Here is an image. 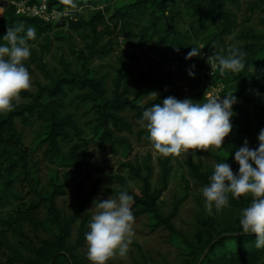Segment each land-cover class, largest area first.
Returning <instances> with one entry per match:
<instances>
[{
	"label": "trees",
	"instance_id": "trees-1",
	"mask_svg": "<svg viewBox=\"0 0 264 264\" xmlns=\"http://www.w3.org/2000/svg\"><path fill=\"white\" fill-rule=\"evenodd\" d=\"M34 5L39 0H27ZM114 0H76L77 8L66 17L46 22L37 17L16 14L14 6L5 8L0 18V38L9 27L24 24L36 29L35 46L44 41L40 55L31 49V56L25 66L32 74L31 66L40 71L46 82L36 83L34 91L21 93L24 103L16 105L11 112L0 114V209L14 206L15 210L5 215L0 214V228L9 231L13 237L24 240L23 245L28 256L19 252L12 253V262L21 264H85L79 251L85 246V233L88 231L89 217L82 218L88 208L93 207L91 197L95 193H83L84 185L91 182L93 176L101 171L95 163L98 154L125 157L132 153L130 142L120 136L122 133L133 135L138 140L148 138L146 128L138 121L142 112L158 101L146 105L142 101L149 95L159 94L160 85L167 81L154 80L150 72L139 71L134 78L130 63L122 56L117 61L111 81V92L107 89L109 75L94 72L91 63L94 59L107 56L113 52V37H121L126 44L141 48L145 53L157 54L161 58H170L173 73L184 76L191 69L197 76L201 71H208L209 64L201 57L186 60L191 46L203 45V53L210 57L228 55L231 48L230 38L238 30L235 15L227 6L240 7L239 0H131V2L113 6ZM106 4L109 11L105 14L99 5ZM48 9L63 12L66 6L63 0H47ZM84 6L92 7L87 17L79 13ZM251 13L255 11L264 15V0H252L249 5ZM189 20V23L187 21ZM103 21V25L100 22ZM264 27V19L261 21ZM67 28L80 37L83 49L72 48L74 63L79 67L73 69L72 63L61 59L59 72L46 69L44 54L48 53L49 35ZM107 39L105 43H102ZM237 41L244 46H237L246 53L244 68L237 73L221 74L218 67L214 72V82L221 81L224 89L221 93L233 94L236 103L231 122L233 131L223 141L219 151L223 155L214 156L216 163L230 164L234 172L238 165L233 161L234 151L242 146L246 139L249 147L256 148V133L264 128V104H254V115L249 109L253 103L264 101V32L248 28L240 31ZM0 39V44H6ZM133 60V57H129ZM194 65V69L191 66ZM191 89L196 91L192 100L201 102L205 91L200 89L201 81H191ZM75 94L74 99L82 104H89L92 113L90 135L95 139L97 151H89L85 132L74 118L64 113V101L68 95ZM166 98L165 95H160ZM132 113L131 120L141 128L135 133L131 120L125 116ZM17 123L24 127L38 126L35 136V149L41 153L42 160L53 168V177L46 188H41L38 165L29 161V152L24 148L22 134ZM62 142H68V151H63ZM199 155L211 156L203 150H196ZM170 156L158 159L160 172L159 186L152 189L150 180L152 169L148 160L142 167L125 164L130 177L140 186L132 190L126 179L111 177L121 190L133 196V214L136 219L142 216L150 218V231L163 229L168 232L177 248L181 251L185 264H264V249L255 247L254 234H245L239 224L225 221L219 216L202 218L197 223L193 239L185 237L173 226L181 205L188 197V184L181 178L184 195L173 203L169 215L164 216L159 209V201L168 188L171 169ZM188 171L194 180L206 186L213 171L188 164ZM27 183V184H26ZM74 185L72 190L73 206L71 213L65 216L57 207V199L65 196V189ZM31 195L28 205H24L23 187ZM118 195V194H117ZM250 198L229 196V206L239 213L249 206ZM43 212V216H41ZM78 223L74 242L71 244L72 230ZM31 232L32 239L24 234L25 228ZM42 232L43 236H37ZM7 234L0 233V248L10 250Z\"/></svg>",
	"mask_w": 264,
	"mask_h": 264
},
{
	"label": "rangeland",
	"instance_id": "rangeland-1",
	"mask_svg": "<svg viewBox=\"0 0 264 264\" xmlns=\"http://www.w3.org/2000/svg\"><path fill=\"white\" fill-rule=\"evenodd\" d=\"M103 1V0H98ZM131 2V0H114L111 1V5L119 6ZM240 7L236 8L234 6H227V8L235 15V19L238 25V30L230 38L229 44L231 47L244 46V42L237 41V37L240 31H244L248 28L255 30L256 32H264V27L261 25V21L264 19V15L259 11L251 13L249 10V5L252 0H239ZM101 3V2H100ZM106 4L99 5L98 9H102L106 14L109 9L106 8ZM0 18L3 16L4 9L0 4ZM65 11V10H64ZM92 11V7L84 6L79 9V13L87 17ZM71 12V11H70ZM68 14H65L66 17ZM189 23V20L187 21ZM103 25V21L100 22ZM48 53L44 54V60L46 69L49 72H59L60 66L59 62L61 59L66 60L73 65V69L77 70L79 67L74 63V55L71 52L72 48L83 49V42L80 37L77 36L72 31L67 28L55 31L49 36ZM107 39H104L102 43H105ZM112 43L113 52L107 56L94 59L91 63V67L94 72L99 75H109L107 80L108 92H111V81L114 75V69L117 68V61L120 57L125 56V61L130 63V70L133 72L134 78L139 71L150 72V76L154 80H162L167 76V81L160 85V93L149 95L146 99L142 101L143 105L147 104V101L154 102L158 101L160 103L164 98L160 95L173 96L178 100H183V98L188 97V99L193 98L196 91L191 89V81L198 79V76L190 78L188 76V71L184 76H178L173 73L170 58H161L157 54L145 53L141 48L133 47L128 44L121 37H113L110 39ZM43 47H45L44 41H40L32 49L40 55ZM130 56L133 60H130ZM201 59L205 60L206 56L201 50ZM32 74L31 76V88L27 91L33 92L36 83L44 84L46 80L42 76L39 70L35 68L34 65L31 66ZM200 89L205 91V85L201 82ZM75 94L68 95L67 99L64 101V113L71 115L77 124L85 132L86 139L89 145V151H97L96 141L90 135V126L92 113L89 104L79 103L74 99ZM205 97V95H204ZM24 103L20 98L15 101L14 104L19 105ZM254 104H264V101L259 103H253L249 106V109L254 115ZM126 118L131 120L132 113H126ZM134 132L136 133L141 127L136 124L135 121L131 120ZM17 128L22 134V141L24 148L29 152V161L34 162L38 165L39 178L41 182V188L45 189L50 179L53 177V168L42 160L41 153L35 149L36 141L35 136L38 131V126L35 124L32 127H24L22 124L17 123ZM259 132L256 133V139ZM120 136L127 138L130 142L132 153L129 157H125L121 152L117 155L98 154L95 158V163L99 165L101 171L93 176L91 182H87L84 185L83 193H90L95 188V193L91 197L92 202L96 200H104L107 198H116L119 190V185L111 179L113 176L123 177L127 180L130 188L137 191L139 189V182L132 179L128 170L124 167L125 164H131L133 167H142L144 162L148 160V164L152 169V177L150 184L152 189L159 186L160 172L158 167V159H163L164 157L158 154L152 147L151 142L147 143L144 139L138 140L135 134L128 135L122 133ZM258 145V141H257ZM61 147L63 151H68L70 144L68 142H62ZM195 151V155H193ZM211 156L199 155L196 150H189L188 155H181L179 157L170 156L171 160L169 163L171 174L169 178L168 188L163 194L159 201V209L164 216L170 214L173 203L180 199L184 195V188L181 183V178L188 184V197L185 202L181 205L178 216L173 221L174 228L181 232L185 237L193 239L195 236L197 223L202 218L209 217L204 210V198L202 196L203 185L199 184L196 180L191 178L188 171V164H193L205 170H214L215 160L214 156H223L219 149H209L206 151ZM234 172V171H233ZM235 173V172H234ZM27 184V183H26ZM74 185H69L65 191L66 194L63 197L57 199V207L61 213L65 216L70 215L71 208L73 206L72 190ZM24 190V205L29 204L31 200V195L26 193L29 191L27 186L23 187ZM15 210L14 206H5L0 209V214L5 215ZM95 208H88L85 210L83 217L86 215L89 217L90 221L94 215ZM219 216L225 221L234 222L236 219H240L241 213L234 211L230 206L226 207L219 213H215L212 216ZM43 216V212H41ZM151 220L147 216H142L135 220L134 223V238L133 243L130 246V250L126 257L114 256L108 261V264H185L184 258L181 251L177 248L172 238L169 236L168 232L163 229H159L156 232L150 231ZM78 228V223L74 226L72 230V238L70 243L74 242L76 231ZM0 233L7 234V243L10 250L1 247L0 248V264H21L17 262H12V253L19 252L22 257H27L28 254L23 248L24 244H27L24 240L17 239L12 236L9 231L2 230L0 228ZM24 234L32 239V243L35 244V240L29 229L26 227ZM37 236L42 237V232H37ZM79 253L84 257L85 264H90L87 256V244L79 251Z\"/></svg>",
	"mask_w": 264,
	"mask_h": 264
},
{
	"label": "clouds",
	"instance_id": "clouds-1",
	"mask_svg": "<svg viewBox=\"0 0 264 264\" xmlns=\"http://www.w3.org/2000/svg\"><path fill=\"white\" fill-rule=\"evenodd\" d=\"M65 14L77 8L76 0H63ZM6 44H0V114L11 112L21 93L31 88V76L26 61L35 47L37 32L32 26L18 24L9 27L3 35ZM203 45L191 46L185 59L201 56ZM246 53L237 47L228 55L209 57L214 60L221 74L237 73L245 66ZM194 65L191 66L194 69ZM194 78L195 72L188 71ZM233 94L211 96L197 103L191 99L178 100L168 96L142 112L138 123L146 128L154 150L163 157L188 155L189 150L220 149L226 137L233 131L231 122L236 103ZM258 146L249 147L245 139L234 151L233 161L238 172L230 164H215L209 183L202 188L204 210L209 216L229 206V196L250 198V204L241 212L239 224L245 234H254L255 247L264 249V128L257 137ZM195 155V151L192 153ZM133 196L121 190L116 198L93 202L94 215L85 233L87 256L90 264H108L114 256L126 257L134 238L135 217Z\"/></svg>",
	"mask_w": 264,
	"mask_h": 264
},
{
	"label": "built area",
	"instance_id": "built-area-1",
	"mask_svg": "<svg viewBox=\"0 0 264 264\" xmlns=\"http://www.w3.org/2000/svg\"><path fill=\"white\" fill-rule=\"evenodd\" d=\"M2 8L5 10L8 6H14L16 14L24 15L29 17H37L46 22H53L64 17L65 9L63 12H58L57 9H48L47 0H39L36 4L30 5L27 0H0ZM206 56L205 61L209 64L208 71H201L197 76L198 79L205 85L206 97L218 96L221 97V93L224 89V85L221 81L214 82L213 76L216 70L215 62L209 59V55L204 53Z\"/></svg>",
	"mask_w": 264,
	"mask_h": 264
},
{
	"label": "water",
	"instance_id": "water-1",
	"mask_svg": "<svg viewBox=\"0 0 264 264\" xmlns=\"http://www.w3.org/2000/svg\"><path fill=\"white\" fill-rule=\"evenodd\" d=\"M188 99V97L183 98V100Z\"/></svg>",
	"mask_w": 264,
	"mask_h": 264
},
{
	"label": "bare ground",
	"instance_id": "bare-ground-1",
	"mask_svg": "<svg viewBox=\"0 0 264 264\" xmlns=\"http://www.w3.org/2000/svg\"><path fill=\"white\" fill-rule=\"evenodd\" d=\"M0 13H1V9H0Z\"/></svg>",
	"mask_w": 264,
	"mask_h": 264
}]
</instances>
